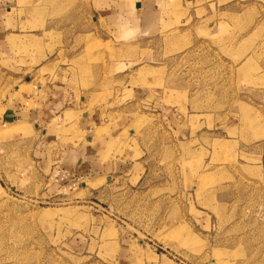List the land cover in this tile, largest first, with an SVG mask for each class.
I'll return each instance as SVG.
<instances>
[{"label": "rangeland", "instance_id": "rangeland-1", "mask_svg": "<svg viewBox=\"0 0 264 264\" xmlns=\"http://www.w3.org/2000/svg\"><path fill=\"white\" fill-rule=\"evenodd\" d=\"M98 2L0 0V116L65 95L130 123L111 179L64 185L58 145L0 123V264H264V0H160L130 38Z\"/></svg>", "mask_w": 264, "mask_h": 264}, {"label": "crops", "instance_id": "crops-1", "mask_svg": "<svg viewBox=\"0 0 264 264\" xmlns=\"http://www.w3.org/2000/svg\"><path fill=\"white\" fill-rule=\"evenodd\" d=\"M130 1L131 3L128 0L98 2V21L103 30L113 36L130 38L155 29L167 5L160 0ZM66 100L65 95H53L50 99L25 95L0 116V123L4 127L17 123L31 125L36 133L41 132L44 138H49L58 145L60 156L56 157L52 167L53 182L56 185H64L80 178L98 179L104 175L111 179L110 173L121 168V160L114 159L115 152L111 153L112 143L116 138L114 135L124 132L130 123L120 117L109 123L111 117L108 114L86 113L66 106ZM104 116L108 121L104 120ZM53 160L54 158L48 157L41 164L45 169H51Z\"/></svg>", "mask_w": 264, "mask_h": 264}, {"label": "bare ground", "instance_id": "bare-ground-1", "mask_svg": "<svg viewBox=\"0 0 264 264\" xmlns=\"http://www.w3.org/2000/svg\"><path fill=\"white\" fill-rule=\"evenodd\" d=\"M221 261V260H220ZM225 261V260H224ZM222 262V261H221ZM219 263V262H218ZM224 263V262H223ZM225 264V263H224Z\"/></svg>", "mask_w": 264, "mask_h": 264}]
</instances>
